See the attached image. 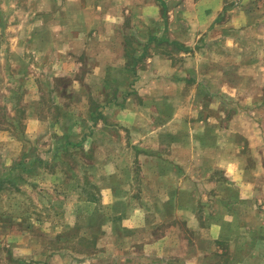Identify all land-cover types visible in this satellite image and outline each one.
<instances>
[{"label": "rangeland", "instance_id": "obj_1", "mask_svg": "<svg viewBox=\"0 0 264 264\" xmlns=\"http://www.w3.org/2000/svg\"><path fill=\"white\" fill-rule=\"evenodd\" d=\"M106 1L110 0H0V264H27L23 254L28 251V264L32 255L34 264H110L107 254H116L119 260L122 250L111 249V244L122 241L127 210L124 197L146 190L136 167L138 154L122 153V146L108 152L107 143L113 139L120 142L118 132L122 130L132 149L143 144L152 150L161 141L169 149L174 145L167 155L180 160L188 154L176 152L178 146L199 145L195 137L190 141L180 136L174 144L166 130L173 126L180 132H201V122H207L197 117L203 112L201 103L194 102L191 111L187 109L189 115L181 111L174 121L153 119L157 110L167 111L165 105L147 107L151 110L145 111L147 118L136 109L139 97L120 104L125 101L127 85L128 90L132 86L130 80L137 76L122 67L130 62L127 54L137 48L134 38L124 39L125 49H118L115 66L108 72H104L108 49L74 38L101 31V22L109 12L121 18L123 8L111 9L104 5ZM117 2L119 6L123 1ZM142 30L138 35H144ZM143 42V52L148 54L155 42ZM155 46L158 50L167 44L158 41ZM96 53L103 55L99 65ZM143 61L140 67L145 65ZM256 75L261 84L262 74ZM237 76L243 84L252 79L250 75ZM158 91L153 87L148 93L141 92L153 99ZM168 91L174 93V89ZM113 96L121 99L119 103L100 109V104ZM252 100L258 104L251 105L248 98L245 105H224L223 112L226 123L244 128L245 143L261 145L264 90L259 89V98ZM155 130L158 133H152ZM260 171L263 177L264 168ZM123 181L130 186H124ZM80 190L83 200L76 199ZM109 192L112 201L106 198ZM146 228L140 236L148 235L151 226ZM96 243L104 248H95ZM93 254L104 259L91 262Z\"/></svg>", "mask_w": 264, "mask_h": 264}, {"label": "crops", "instance_id": "obj_2", "mask_svg": "<svg viewBox=\"0 0 264 264\" xmlns=\"http://www.w3.org/2000/svg\"><path fill=\"white\" fill-rule=\"evenodd\" d=\"M121 1L119 6L117 0L102 3L111 9L123 8L121 18L116 19L108 9L101 31L74 37L108 49L104 72L115 66L118 49H125L124 39L134 38L137 48L127 54L130 62L122 67L137 76L130 80L132 86L128 90L127 85L125 101L122 99L120 104L139 97L136 109L144 117L149 116L145 111H151L147 107L165 105L167 111L157 110L153 119L174 121L179 112L187 116L190 105L201 103L203 112L197 117L207 122H201V132H180L173 126L166 130L174 144H178L175 140L179 136L190 141L198 139V146L176 148V152L188 154L181 160L168 156L174 145L169 149L161 141L152 150L143 144L132 149L122 130L118 132L122 135L120 142L113 139L107 143L108 152L122 146V153L138 154L136 167L141 170L146 190L144 194L128 193L124 197L127 210L120 232L122 241L111 244V249L122 250V258L117 260L116 254H107V262L264 264V176L260 171L264 168V144L245 143L244 128L226 123L223 112L224 105H245L248 98L251 105H257L252 99L259 98V89L264 90V79L261 84L256 81L258 73L264 78V0ZM141 27L142 36L138 35ZM147 40L155 42L154 50L149 49L148 54L143 52L145 45L141 43ZM158 41L167 47L156 50ZM142 54L147 57L142 59ZM94 57H98L96 65H99L103 55L96 53ZM141 60L146 61L143 67L139 64ZM64 64L60 61V65ZM237 74L250 75L252 79L243 84ZM137 82L140 90L135 86ZM153 87L159 90L153 95L155 98L142 94L141 91L148 93ZM173 89L174 93L168 91ZM120 100L113 96L100 104V109L110 108ZM169 112L171 115L167 116ZM102 115L106 116L103 112ZM157 131L163 134V129ZM259 133L264 137V130ZM195 153L199 158H194ZM122 184L130 186L126 181ZM82 194L80 190L76 199L83 200ZM106 198L113 200L110 192ZM150 226L147 236L139 235ZM101 247L104 248L96 243L95 248ZM23 255L28 264L29 251ZM93 256L91 262L104 259L97 254ZM31 257L34 264V255Z\"/></svg>", "mask_w": 264, "mask_h": 264}, {"label": "trees", "instance_id": "obj_3", "mask_svg": "<svg viewBox=\"0 0 264 264\" xmlns=\"http://www.w3.org/2000/svg\"><path fill=\"white\" fill-rule=\"evenodd\" d=\"M1 183H2V181H0ZM92 246H94V245H92Z\"/></svg>", "mask_w": 264, "mask_h": 264}]
</instances>
